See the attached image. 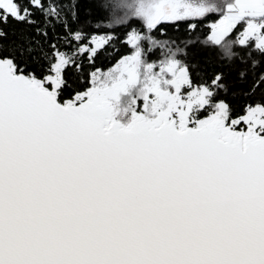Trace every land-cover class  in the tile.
Wrapping results in <instances>:
<instances>
[{
  "label": "snow or ice",
  "instance_id": "snow-or-ice-1",
  "mask_svg": "<svg viewBox=\"0 0 264 264\" xmlns=\"http://www.w3.org/2000/svg\"><path fill=\"white\" fill-rule=\"evenodd\" d=\"M114 7L149 34L104 71L115 37L73 27L79 0H0V264H264V95L237 108L228 78L264 89V0ZM213 12L224 64L197 79V39L151 33Z\"/></svg>",
  "mask_w": 264,
  "mask_h": 264
},
{
  "label": "trees",
  "instance_id": "trees-1",
  "mask_svg": "<svg viewBox=\"0 0 264 264\" xmlns=\"http://www.w3.org/2000/svg\"><path fill=\"white\" fill-rule=\"evenodd\" d=\"M63 2L68 4L70 0H63ZM130 2H133V0H79V24L74 23L73 27L83 28L85 31L94 35L111 34L115 37L109 45H106L100 51L96 58L95 66L102 70H108L123 56L132 54L134 49L126 42L128 33L136 30L145 35L149 34L141 19L131 16L128 9L114 7L119 3ZM222 3H224V0H218V4ZM95 5L101 7L97 9ZM105 5L107 7H103ZM221 17L222 13L213 12L203 18H194L193 22L197 24L195 32L188 29L185 22H179L177 25L165 23L162 32L153 30L151 35L157 40L176 39L179 37L180 39L177 40V44H180L181 47H183L181 41L195 37L197 39L196 44L194 46L190 45L185 49L187 56L178 55V58L186 60V62L193 66L194 75L198 79L199 74L206 73L210 75L213 70L224 64L220 54V47L208 42V37L212 31L211 25L216 23ZM116 20H124V23H114ZM97 25H100V27H97ZM4 27L9 33V40L16 39L21 31H29L26 25L19 24L15 21H10ZM240 31H243V28L238 25L237 29H234L226 39L235 40ZM143 46L147 50L146 55L149 62L159 63L164 59L166 49L153 48L148 41H144ZM233 48L235 51L240 50V46L238 45H234ZM225 70L227 71V68ZM207 75L205 78H207ZM228 78L233 84V91L237 93L232 98V103L237 108L242 106L247 100H258L264 95V89H257L255 95L252 97H247L242 94L250 88L252 83L251 77H249L247 82H240L237 73L232 71L229 73Z\"/></svg>",
  "mask_w": 264,
  "mask_h": 264
},
{
  "label": "rangeland",
  "instance_id": "rangeland-1",
  "mask_svg": "<svg viewBox=\"0 0 264 264\" xmlns=\"http://www.w3.org/2000/svg\"><path fill=\"white\" fill-rule=\"evenodd\" d=\"M211 2L218 4V0H211ZM221 18H222V17H221ZM221 18H220V19H221ZM220 19H219V20H220ZM219 20H218L216 23H218ZM130 55H131V54H130ZM128 56H129V55H128ZM104 71H107V70H104Z\"/></svg>",
  "mask_w": 264,
  "mask_h": 264
}]
</instances>
